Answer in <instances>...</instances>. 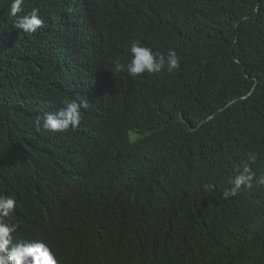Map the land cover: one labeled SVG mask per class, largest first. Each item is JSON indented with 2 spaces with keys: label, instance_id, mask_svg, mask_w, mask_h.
Returning <instances> with one entry per match:
<instances>
[{
  "label": "trees",
  "instance_id": "trees-1",
  "mask_svg": "<svg viewBox=\"0 0 264 264\" xmlns=\"http://www.w3.org/2000/svg\"><path fill=\"white\" fill-rule=\"evenodd\" d=\"M9 7L0 194L17 201L13 243L43 241L58 264H264V188L222 199L246 152L264 174V0H24L44 20L33 34ZM133 40L174 49L180 69L113 71ZM77 95L78 128L38 129Z\"/></svg>",
  "mask_w": 264,
  "mask_h": 264
},
{
  "label": "clouds",
  "instance_id": "clouds-1",
  "mask_svg": "<svg viewBox=\"0 0 264 264\" xmlns=\"http://www.w3.org/2000/svg\"><path fill=\"white\" fill-rule=\"evenodd\" d=\"M24 0H10L8 9L13 18L12 26L27 34L36 33L44 25L40 9L32 8L25 11L22 7ZM247 19V17H245ZM131 58L127 63L119 58L114 60L113 71H126L129 76L136 78L144 73L156 74L167 69L168 73L178 71L181 67L180 59L174 49L167 53L154 51L151 46L133 40L130 43ZM64 107L58 111L46 112L38 116L36 125L50 134H58L76 129L82 120V109L89 107L88 100L77 95L74 99L63 102ZM258 154L254 151L245 153V158L233 169L234 175L228 179V186L222 192V199L238 196L242 191H253L264 188V174H257L253 165L257 163ZM204 191L211 193L216 186L212 183L203 185ZM17 206V201L11 194H0V264H58L53 250L43 241L31 243H13V234L18 225L11 223V217Z\"/></svg>",
  "mask_w": 264,
  "mask_h": 264
}]
</instances>
